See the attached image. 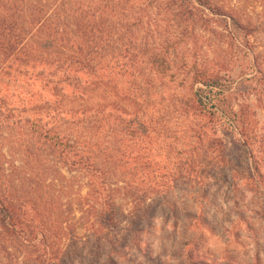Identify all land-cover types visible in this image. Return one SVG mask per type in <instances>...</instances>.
I'll return each mask as SVG.
<instances>
[{
    "label": "trees",
    "instance_id": "16d2710c",
    "mask_svg": "<svg viewBox=\"0 0 264 264\" xmlns=\"http://www.w3.org/2000/svg\"><path fill=\"white\" fill-rule=\"evenodd\" d=\"M172 1L186 26L197 23V12L208 11L235 42L246 39V27L209 0ZM146 5L143 0H0V118L24 138V167L35 164L41 175L60 174L45 165L47 156L67 172L86 171L93 178L86 196L100 207H89L98 225L107 228L115 224L110 194L118 183L130 187L119 162L149 154L145 139L159 144L164 136L173 153L180 134V153L187 155L197 142L206 143L202 154L223 147L221 139H207L217 130L246 142L233 103L234 81L176 54L191 29L152 39ZM105 130L111 141L104 140ZM192 153L183 162L187 178L194 175ZM36 190L32 186L22 198L0 194V251L12 264H18L17 251L26 258L36 251V238L44 239L37 225L52 224L40 220L41 207L32 198ZM50 260L56 263L57 257Z\"/></svg>",
    "mask_w": 264,
    "mask_h": 264
},
{
    "label": "rangeland",
    "instance_id": "374dc122",
    "mask_svg": "<svg viewBox=\"0 0 264 264\" xmlns=\"http://www.w3.org/2000/svg\"><path fill=\"white\" fill-rule=\"evenodd\" d=\"M209 1L246 27L242 44L208 11L197 12V23L186 26L175 16L172 0H143L148 35L157 41L185 27L192 30L176 54L234 81L233 103L246 142L234 133H208L207 139L219 138L223 147L213 145L202 154L206 143L197 142L194 175L187 178L183 162L192 152L180 153L184 136L178 135L173 153L164 136L159 144L145 139V157L128 163L118 157L125 166L118 167L120 176L130 187L118 183L110 194L115 224L107 228L96 222L93 209L100 206L86 196L93 178L86 171L67 172L47 156L45 165L60 174L41 175L35 164L24 167V138L1 117L0 194L22 198L36 187L32 198L41 207L40 220L52 223L45 229L37 225L44 239L36 238V251L26 258L17 251L18 264H264V0ZM244 78L249 81L239 84ZM110 139L105 130L104 140ZM115 142L121 150L123 143ZM0 264H12L1 251Z\"/></svg>",
    "mask_w": 264,
    "mask_h": 264
}]
</instances>
